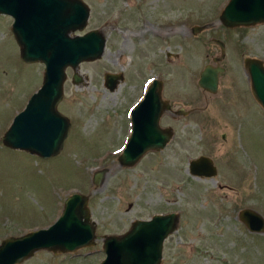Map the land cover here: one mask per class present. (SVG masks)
<instances>
[{
    "label": "rangeland",
    "instance_id": "374dc122",
    "mask_svg": "<svg viewBox=\"0 0 264 264\" xmlns=\"http://www.w3.org/2000/svg\"><path fill=\"white\" fill-rule=\"evenodd\" d=\"M84 1L90 7L86 30L103 21L107 0ZM160 1L166 15L165 4L171 3L176 25L170 48L177 56L166 68L169 74H161L164 94L180 91L169 95L171 107L190 111L176 116L164 109L160 122L173 127L170 141L147 149L131 165L120 164L117 145L132 91L122 95L125 84L112 91L105 86L104 73L113 65L108 45L98 58L78 64V83L72 80L73 68L66 67L57 106L71 124L57 154L41 157L3 143L12 117L41 84L44 63L20 57L12 16L0 12V240L51 223L73 190L88 195L97 234L91 245L74 251L39 249L15 264H97L105 254L104 234L122 233L134 218L158 210L179 212L159 264H264V231L250 230L238 216L244 207L264 216V109L252 94L243 62L248 55L264 60V21L225 26L219 14L227 0ZM203 23L208 24L197 35L190 32ZM213 37L225 42L219 61L225 69L217 91L209 92L197 80L200 69L220 55ZM158 64L151 61L137 70L147 76ZM200 154L213 158L215 175L190 172L189 160ZM99 168L106 171L96 185L92 179Z\"/></svg>",
    "mask_w": 264,
    "mask_h": 264
},
{
    "label": "water",
    "instance_id": "95a60500",
    "mask_svg": "<svg viewBox=\"0 0 264 264\" xmlns=\"http://www.w3.org/2000/svg\"><path fill=\"white\" fill-rule=\"evenodd\" d=\"M0 12L13 16L11 29L20 57L44 63L41 84L13 116L1 139L12 148L41 157L55 155L70 128L69 117L57 108L63 95L65 69L71 66L72 80L81 81L76 67L81 61L96 59L103 53L105 36L98 28L75 32L82 31L88 21L90 7L84 0H0ZM219 19L227 27L262 22L264 0H227ZM207 24L193 25V33ZM215 40L220 46V55L213 57L215 64L208 62L202 67L197 80L200 87L210 92H216L219 74L225 68L219 63L225 54L224 41ZM243 62L252 94L264 108V60L248 55ZM105 77L107 81L114 78L111 73ZM161 87V80H154L133 107V134L119 155L120 164L131 165L147 149L165 145L169 132L161 128L159 117L169 104L161 98ZM189 165L195 175L213 176L217 172L209 155L201 154L191 159ZM105 171L106 168H101L94 172L92 180L96 185L103 181ZM90 214L87 194L78 190L68 193L60 213L51 223L0 240V264L18 263L39 249L74 251L93 244L97 238L96 223ZM238 216L250 230L264 231V216L258 210L244 207ZM178 217L176 211L157 212L148 218L133 219L122 233L104 234L105 255L97 264H159L164 239L176 229Z\"/></svg>",
    "mask_w": 264,
    "mask_h": 264
},
{
    "label": "flooded vegetation",
    "instance_id": "af4514ba",
    "mask_svg": "<svg viewBox=\"0 0 264 264\" xmlns=\"http://www.w3.org/2000/svg\"><path fill=\"white\" fill-rule=\"evenodd\" d=\"M160 2V0H107L105 2L106 8L103 10V21L93 26L105 34V48L108 45L111 54L109 60L113 65L105 73H111L114 78L107 81L106 77L103 76L105 86L112 91L119 84H125L124 91L120 90L122 95L127 94L129 90L132 91L130 97L132 100L125 105L124 109L126 128L117 149L122 148L127 140L130 141L134 125L132 107L146 94L150 86L149 79L152 76H158L161 80V98L169 104L166 110H171L176 116L186 115L190 111L183 106L171 107L170 96H174L176 93L182 94L180 91L172 90L170 94H164L165 86L161 74L163 72H166V76L169 74L170 70L166 68H170L169 63H172L177 56L176 51L170 48V39L176 25L175 16L171 15V11L174 10L170 5L171 3L166 2L165 4L168 5V10L163 8L168 13L166 15L159 8ZM189 30L192 32V26ZM215 38L217 37H213V40L216 42ZM161 41L165 42L164 45L167 48L160 46ZM161 50L164 52L163 58L161 57ZM151 61L159 63L152 67L147 66L150 68L149 70L155 69L152 74L146 76L145 73L138 72L137 69H144L145 64ZM202 90L208 91L203 88ZM183 92L186 95L187 91ZM163 112L159 117V125L164 131L169 132L166 145L173 135V127L170 124L164 125L160 122ZM139 123L140 121L137 122V124Z\"/></svg>",
    "mask_w": 264,
    "mask_h": 264
},
{
    "label": "bare ground",
    "instance_id": "6f19581e",
    "mask_svg": "<svg viewBox=\"0 0 264 264\" xmlns=\"http://www.w3.org/2000/svg\"><path fill=\"white\" fill-rule=\"evenodd\" d=\"M152 84V82L150 83V85Z\"/></svg>",
    "mask_w": 264,
    "mask_h": 264
}]
</instances>
